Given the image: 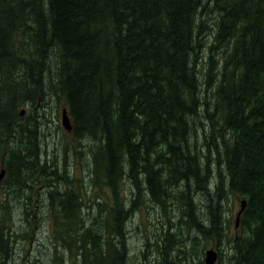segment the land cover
Masks as SVG:
<instances>
[{
    "label": "trees",
    "instance_id": "16d2710c",
    "mask_svg": "<svg viewBox=\"0 0 264 264\" xmlns=\"http://www.w3.org/2000/svg\"><path fill=\"white\" fill-rule=\"evenodd\" d=\"M164 1L172 4L161 14L158 5ZM257 3L264 5V0H0V74L13 53L17 54L25 45L26 30L36 27L38 32L30 33V41L42 45L52 42L50 47L57 48L56 54H49V58L59 59L60 86L50 79L48 82L42 80L43 73L37 71L38 62L25 74H13L0 80V169L4 168L9 176L0 193V254L4 233L10 235L16 247L21 239H31L30 233L38 232L43 225L44 215H34L30 206L33 180L36 179L50 200V208L57 214H53L51 233L44 244L48 249L47 257L44 261L33 260L61 264L56 242L60 239L61 245L69 251L67 264H116L124 250L126 257L122 264H128L127 234L133 229L142 230L140 221L133 226L129 218L149 212L143 190L156 196L159 176L173 174L177 168L164 164L157 154H152L163 148L174 154L177 149L163 136L160 142H155L157 130L162 129L164 137L171 130L178 146L187 137L177 127H181L185 113L194 116L200 106L190 56L201 40H195L196 28L201 34L207 20H212V27H218L215 49L220 60L209 55L207 67L210 72L215 69L219 75L223 73V78L225 71L233 70V73L216 89L218 97L227 102L228 114L222 121L224 129L216 131V123L209 119L203 134L214 139L223 136L227 141L222 151L221 171H226V160H230L235 180H229L224 193L222 177L215 179L220 173L217 152L211 163L206 161L202 165L205 170L196 168L193 173L188 172L195 196L204 195L203 185L197 186L195 180L213 173L210 187L219 207H212L213 203L208 201L203 207L206 209L201 215L203 220L197 217L201 223L194 217L195 205L191 201L186 207H179L177 214L184 215V221L191 224V227L182 224L179 228L188 232V240L172 233L181 223L178 218L174 222L164 215L165 223L159 228L160 231L164 228L162 234L155 235L154 241L149 230L145 234L140 249L142 264H160L159 257L166 250L173 262L180 259L183 250L194 251L196 237L189 235L192 230L203 241L201 249L213 241L225 250L226 261L220 259L219 264H264V6L256 7ZM24 8H28L24 11L26 17L22 12ZM210 9L215 13L214 18H211ZM196 15L197 22L194 21ZM23 16L26 21L34 16V26L24 25ZM150 22L155 24L145 27ZM229 39L236 45L234 51L230 50L233 51L230 59L221 50L220 42ZM215 63L218 66L213 68ZM44 70L42 66L41 71ZM112 75L115 76L112 78ZM112 81L117 82V96L104 94L106 86H113ZM53 97L66 105L73 140L78 145L70 144L58 151L57 164L52 160L64 169L65 176L55 173L51 177L49 166L39 159L23 167V180L19 176L14 179L18 165L12 160L11 152L15 151L16 157L22 156V145L15 142L11 146L16 135L8 132L13 127L18 131L24 124L35 132L39 127L38 101L43 99L41 109L44 110ZM23 106L25 112L20 115ZM59 127L55 123V131ZM4 130L7 134L2 133ZM95 139L103 146H96ZM99 150L102 151L98 156ZM84 162L89 172L87 185L72 176L73 170ZM138 162L144 167L139 168ZM147 162L151 163V170ZM137 173L141 174L139 180L133 179H137ZM53 178L57 186L59 182L65 183L66 191L55 190ZM186 179V175L179 176V185L185 189ZM18 183L24 193L20 200L11 204V195ZM93 186L104 196L85 203L87 187ZM121 187H124L122 191ZM228 193L245 202L238 229L231 238H227L228 216L223 227H217L221 221L216 210H221L220 202L227 199ZM70 198L74 199L73 203ZM15 203L22 207L21 214H14ZM154 210L159 214L170 212L161 206ZM121 213H125L123 234L118 226ZM106 215L107 226L111 223L114 230L103 227ZM171 236L176 237L179 247L164 245L166 237ZM111 238L115 248L108 249V256H105L101 247L111 246ZM187 241L190 250L186 249ZM153 246L156 256H152ZM244 246L239 254L238 249ZM235 254L237 259L232 262ZM33 260L20 264H32Z\"/></svg>",
    "mask_w": 264,
    "mask_h": 264
},
{
    "label": "rangeland",
    "instance_id": "374dc122",
    "mask_svg": "<svg viewBox=\"0 0 264 264\" xmlns=\"http://www.w3.org/2000/svg\"><path fill=\"white\" fill-rule=\"evenodd\" d=\"M169 4H172L171 1L169 2H162L158 5V12L163 14L166 12L167 7ZM260 4V5H259ZM261 3H257L256 7H263ZM255 7V8H256ZM28 8L22 9L26 11ZM251 11L254 10V8H250ZM211 14V18H214V12L213 10H209ZM26 17V12H24ZM209 13H207L206 17ZM23 16V18H25ZM33 17L30 21H26L24 25H30L34 26ZM197 15L196 18H194V21L197 22ZM212 20H207L206 26L201 34L197 32V28L195 31V40H200L199 43H196L195 50L193 54L190 56V60L192 61L191 67L193 69V72L195 73V78L197 80V98L199 99L200 106L198 107L196 104V108L198 107L197 114L194 116H190L189 113H185V118L180 122L181 127H177L179 132H182L186 134V140L180 143L178 146L176 144V141L174 140L172 136V131L170 130L168 133H166V136L164 137V133H162L161 130H157L156 133V139L155 142H160V137L163 136L167 143H169L172 147L177 148L175 153H169L166 148H163V150L158 149L156 152L152 154H157L158 158L162 160V162L166 165L177 167L173 170V174H169L168 176L165 174H162L159 176L158 184L159 186L156 187V196H152L151 193H149L148 190L144 191V196L146 197L148 201V210L147 214H137L135 216H130L129 221L132 219L133 226H135L140 221V226L142 228L141 231L133 229L131 232L127 234V250L129 255L128 264H142L143 257L141 254V247L142 243L144 241L145 234L147 230H149L151 234V240L154 241V236L158 235L159 233L162 234L164 228L160 231L159 228L164 225V215L171 218V220L181 222L178 227H175L172 229V233H175L176 237L183 238L185 240H188V232H182V229H179L182 224L191 227L190 223H187L184 221V215H178L179 207L184 206L186 207V204L190 201L192 204L195 205V213L194 217H198L200 220H203L201 215H203L206 211L203 207H206L207 202L211 201L213 203L212 207H217V199L215 198L214 192L212 191L210 187V182L213 178V173L210 174L209 177L203 176L202 180H195V183H200L203 185V188L201 189V192L205 195L202 196H195L194 193L191 190V179L189 180V173L197 169L205 170L202 165L206 163V161H213V158H215V153L217 152L219 157V163H218V170L219 174L216 176L215 179H218L219 176L222 177V182L224 183V193L228 190V182L229 180L233 179L235 180V175L231 171V161L226 160V171H221L222 165V151L224 146L227 144L226 140H223V136L218 139H214L213 137H205L204 136V130L205 125L207 122H209V119H212L213 123H216L215 130L221 131V127L224 129V125L222 124L223 118L227 116V110L226 105L227 102H223L221 98L218 97L216 89L217 86L221 83H226L229 80V77H232L233 70L229 72H224V78L222 77L223 73L219 75V72L215 71L213 69L211 72L209 71L207 67V58L209 55L213 54L215 56V60H220L217 56L218 50L215 49L217 46L216 41V35L218 32V27L216 25H213L212 27ZM155 23L145 24V27H151ZM144 27V26H142ZM212 27V30L208 31ZM262 28H264V25H262ZM38 30L36 27H33L32 29L26 30V40L25 45H23L20 48V51L17 54L12 55L11 61L6 64L1 69L0 74V80H4L9 76H12L13 74H25L28 71V68H31L32 64L39 63L40 66L37 68V71L43 73V81L48 82L49 79L53 81L57 87L59 86V78H58V71L57 67L59 64V59L52 58L49 54H56V47L51 48L52 42H45V44H41L38 42H31V36L32 34H37ZM207 32V33H206ZM206 33V34H205ZM239 32H237V35ZM239 36V35H238ZM232 39L229 40H223L221 42V50L225 53V55L230 59L233 56V51L235 48V43L232 44ZM233 48V51H230ZM98 52V51H97ZM107 60H109L108 56ZM44 66L45 70L41 71V67ZM218 66V63L214 65L213 68ZM49 69V73L47 74L45 71ZM204 69H207V72L204 73ZM35 73V72H34ZM211 75V76H210ZM115 75H112V78ZM111 78V79H112ZM223 78V79H222ZM17 81V78H14ZM101 80V77L99 78ZM263 80V78H260ZM101 82V81H99ZM113 86L108 85L104 88V94H113L117 96L116 86L117 82L112 81ZM43 99H40L38 101V125L39 127H36V131L29 129V125L24 124L21 129H18V131L13 127L8 133L9 134H15L16 137L11 142V146L15 142H18L22 145V151L23 154L20 157H16L13 152H11V158L14 160V162L18 165V172L15 174L16 179L19 176L20 180H23V167H27L30 162H35L39 159H43L46 162V166H49L47 168L48 172L51 175V177H54L55 173H58L60 176H65L64 169L62 170L60 165L57 164V160L60 159V156L58 155V151L62 150L65 146H68L69 144H73L78 146L74 140H71L70 135L63 130L61 127H64L62 125L61 120V110L63 107L62 102H59L55 99V97L51 98L48 101V104L46 105L45 109H41V103ZM189 107L192 108L193 106L189 104ZM24 108V106H23ZM54 123H59V129L55 131L54 129ZM67 124L66 118H64V125ZM156 128L158 127V124H156ZM29 129L28 131L26 130ZM48 128V129H47ZM161 131V133H160ZM3 134H7V132L4 130L2 131ZM215 135V131L213 132ZM222 134V133H221ZM57 138V139H56ZM230 139V137H229ZM96 146H103V143L100 140L95 139ZM223 142V145H222ZM229 142V141H228ZM57 148V149H56ZM102 150H99L98 156L100 155ZM25 153V154H24ZM153 158V157H152ZM52 160L56 163L53 164ZM84 161H87L86 158H84ZM146 164L149 165L150 170L152 168L151 163L147 162ZM160 165L163 166V164L160 163ZM137 166L139 168L144 167L143 164L138 162ZM158 166H155L157 168ZM180 167V168H178ZM234 168V167H233ZM4 169V168H2ZM5 170V169H4ZM176 172V173H175ZM193 173V172H192ZM140 173H137V179L133 178L135 180H139ZM186 175L187 179L185 180L186 183V189L182 188L179 185V176ZM72 176L78 177L82 180V183L86 184L89 181V172L86 169V162H84V165L81 167H76V169L73 170ZM9 179V176L5 173V177L0 183V193L3 190V186L6 184L7 180ZM18 179V178H17ZM157 179V178H156ZM238 179V178H237ZM54 182V189H58L60 192L66 191V185L63 182H59L57 186L56 179H52ZM16 181V180H15ZM13 183V181H11ZM33 189H32V200H31V208L34 212V215L37 216V214H43L44 219L42 220V226L39 228V231L34 233L32 235V240L29 239H21V241L17 242V246L15 247L13 239H11L10 235L4 233V239H2V249L3 252L0 254V264H20L22 262H26L27 260L32 261L33 258H39L40 260L44 261L47 257L48 249L46 250L44 248V244L46 243L47 235L51 233L50 228V221L53 219V214H57L56 211H53L50 208V200L47 197V194L42 187V184L40 181L34 179L33 180ZM22 184V183H21ZM172 184H175L174 186H171ZM18 188L15 189L11 195L12 201L11 204L14 202H17L20 200L23 196L24 191L21 190L19 183L17 184ZM123 187H121L122 191ZM141 190V188H139ZM104 191H107L104 189ZM163 194V196H162ZM209 194V196H206ZM87 196H89V199H87ZM97 196H104V193L98 190L96 187H87V195L85 196V203H88V200L95 201ZM227 199L220 202L222 204L221 210H216V212L220 213L217 214V216L220 217L221 223H217V227L220 228L226 222L227 216H228V222L226 223L227 232L229 235H233L236 231L235 227V220H236V214L238 212V209L240 208V197H233L231 199L229 193L225 196ZM69 198V197H67ZM158 203H157V199ZM72 203L74 201L73 198H70ZM160 200L162 201V204H160ZM231 201V202H230ZM16 209L14 214H21L20 210L22 207H18L20 204L15 203ZM161 206V208L170 209V212L168 214H159L157 210H154ZM219 207V206H218ZM76 213V212H74ZM125 213L120 214L119 219V229L120 234H123V225H124V215ZM229 214V215H228ZM210 215V214H209ZM19 216V215H18ZM208 215H206L207 217ZM37 218V217H35ZM197 218V221L199 219ZM16 219V218H15ZM190 219L195 222L193 218L190 217ZM205 225V223H203ZM99 226V225H97ZM107 226V215L106 219L104 220L103 227ZM108 230H114L115 227L112 226L111 223L107 226ZM189 235L196 237V246L194 251L188 252L186 250H183L180 255V259L177 262L171 261L167 256V250L165 251L164 255H161L159 259H162L160 261V264H186L188 262H196V264H201V254L200 249L203 245V241L199 239V237L196 234L195 230H192ZM174 236L166 237L164 241V245L166 247H172L177 245V239ZM97 241V240H96ZM112 238L109 242L111 246H104L101 247L102 254L105 256H108V249L112 248L114 249L112 244ZM57 244L59 245V249L57 252V257L61 264H67L66 259L69 256L68 248L64 245H61V240L58 239ZM248 244V243H247ZM183 245H186V243H183ZM180 245H177L179 247ZM214 245L207 244L206 247L203 249V254L206 249L212 248ZM153 249L152 256H156V247H151ZM245 248L241 247L238 249V253L242 252V250ZM187 250H190V242L187 241ZM159 254L157 255V257ZM74 257V255H73ZM126 257V250H124L119 257L116 260V264H122L124 258ZM209 263L215 264L217 255H213L212 253L209 254ZM167 258V259H165ZM114 259V257H113ZM203 259V255H202ZM237 259V254H235L234 258L232 259V262H235ZM101 261V260H99ZM238 262H239V256H238ZM32 264H49L48 262H41L36 259L33 260Z\"/></svg>",
    "mask_w": 264,
    "mask_h": 264
},
{
    "label": "water",
    "instance_id": "95a60500",
    "mask_svg": "<svg viewBox=\"0 0 264 264\" xmlns=\"http://www.w3.org/2000/svg\"><path fill=\"white\" fill-rule=\"evenodd\" d=\"M23 110L20 112V114L22 115L23 114ZM62 116L64 117V118H66V120H68V123H69V119H68V116L66 115V111L63 109V114H62ZM3 173V174H2ZM3 175H4V170L2 169L1 171H0V180L2 179V177H3ZM242 209H243V201H242V206H241V210L238 212V214H237V217L240 215V212L242 211Z\"/></svg>",
    "mask_w": 264,
    "mask_h": 264
},
{
    "label": "bare ground",
    "instance_id": "6f19581e",
    "mask_svg": "<svg viewBox=\"0 0 264 264\" xmlns=\"http://www.w3.org/2000/svg\"><path fill=\"white\" fill-rule=\"evenodd\" d=\"M61 120H62V124L64 125V117L63 116H62V119Z\"/></svg>",
    "mask_w": 264,
    "mask_h": 264
}]
</instances>
